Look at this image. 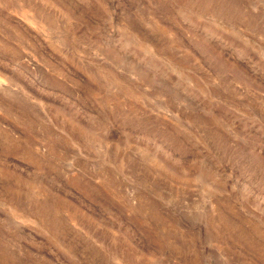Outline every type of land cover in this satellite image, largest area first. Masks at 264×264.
<instances>
[{
  "label": "rangeland",
  "instance_id": "1",
  "mask_svg": "<svg viewBox=\"0 0 264 264\" xmlns=\"http://www.w3.org/2000/svg\"><path fill=\"white\" fill-rule=\"evenodd\" d=\"M0 264H264V0H0Z\"/></svg>",
  "mask_w": 264,
  "mask_h": 264
}]
</instances>
